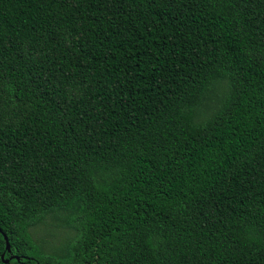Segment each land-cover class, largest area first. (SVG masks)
Returning <instances> with one entry per match:
<instances>
[{
    "label": "trees",
    "instance_id": "obj_1",
    "mask_svg": "<svg viewBox=\"0 0 264 264\" xmlns=\"http://www.w3.org/2000/svg\"><path fill=\"white\" fill-rule=\"evenodd\" d=\"M0 230V264H264V0H0Z\"/></svg>",
    "mask_w": 264,
    "mask_h": 264
},
{
    "label": "rangeland",
    "instance_id": "obj_2",
    "mask_svg": "<svg viewBox=\"0 0 264 264\" xmlns=\"http://www.w3.org/2000/svg\"><path fill=\"white\" fill-rule=\"evenodd\" d=\"M32 234L34 238H38L39 236L44 237L48 240L50 245H57L65 235V231L62 229L52 228L49 225L40 226L32 229Z\"/></svg>",
    "mask_w": 264,
    "mask_h": 264
},
{
    "label": "water",
    "instance_id": "obj_3",
    "mask_svg": "<svg viewBox=\"0 0 264 264\" xmlns=\"http://www.w3.org/2000/svg\"><path fill=\"white\" fill-rule=\"evenodd\" d=\"M0 233L3 236L4 242H5V252H7L8 254H10L11 253V250H10V244H9L8 238H7V236L1 230H0ZM3 255L1 256V259H3ZM9 259H14L16 261H19V258L17 256H13V255H11L9 257ZM8 261L9 260H3L4 263H8Z\"/></svg>",
    "mask_w": 264,
    "mask_h": 264
}]
</instances>
